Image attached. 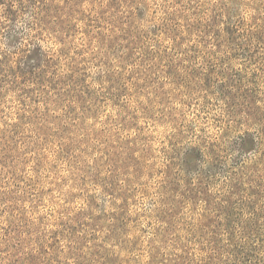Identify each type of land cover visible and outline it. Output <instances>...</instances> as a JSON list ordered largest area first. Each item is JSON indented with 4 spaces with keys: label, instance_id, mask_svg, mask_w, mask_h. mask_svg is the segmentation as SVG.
Here are the masks:
<instances>
[{
    "label": "rangeland",
    "instance_id": "1",
    "mask_svg": "<svg viewBox=\"0 0 264 264\" xmlns=\"http://www.w3.org/2000/svg\"><path fill=\"white\" fill-rule=\"evenodd\" d=\"M0 264H264V0H0Z\"/></svg>",
    "mask_w": 264,
    "mask_h": 264
}]
</instances>
